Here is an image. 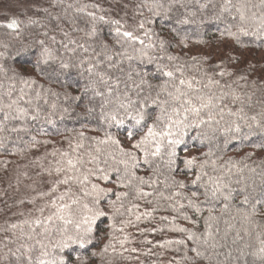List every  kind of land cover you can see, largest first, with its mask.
Wrapping results in <instances>:
<instances>
[{
	"label": "trees",
	"instance_id": "trees-1",
	"mask_svg": "<svg viewBox=\"0 0 264 264\" xmlns=\"http://www.w3.org/2000/svg\"><path fill=\"white\" fill-rule=\"evenodd\" d=\"M160 2L169 8V0ZM145 3L152 0H0V16H9L0 21V264H264L256 255L264 238V33L254 34L264 6L231 0L224 11L226 0H178L154 16ZM237 8L248 17L249 35L238 31ZM88 13L121 20L144 45L117 37L112 24L98 23L90 38ZM12 19L16 29L2 26ZM146 19L153 21L145 25L150 39L135 29ZM164 65L214 98L212 119L205 109L190 117L194 126L174 127L175 146L157 137L133 148L148 127L164 128L155 119L161 109L149 102L137 125L119 105L157 93L169 99L161 91ZM157 143L161 151L152 155ZM36 157L48 163L27 162ZM69 158L80 163L58 176ZM65 177L68 184L58 182ZM217 177L231 187L230 200L205 196ZM53 201L70 207L57 213ZM96 209L104 215L86 222Z\"/></svg>",
	"mask_w": 264,
	"mask_h": 264
},
{
	"label": "snow or ice",
	"instance_id": "snow-or-ice-1",
	"mask_svg": "<svg viewBox=\"0 0 264 264\" xmlns=\"http://www.w3.org/2000/svg\"><path fill=\"white\" fill-rule=\"evenodd\" d=\"M177 2L178 0H169V8L166 10L164 9V4L160 2V0H152V4L145 3L143 7H147L149 12H151L154 16H159L161 13V10H165V12L170 11L171 7L174 6ZM230 4H231V0H226V5L223 10L228 11L229 9L227 5H230ZM261 5L264 6V0H261ZM85 7H87V5ZM92 7L98 9L100 6L97 4H94L92 5ZM233 7H235V5H233ZM237 11L240 13L239 14L240 25H239L238 31L242 35H249V31L247 27L245 26L248 20L247 15L244 12H241L239 8H237ZM88 16L90 17L91 23H92L91 32L88 34L90 38L96 35V32H97L96 25L98 23L112 24V25H115V34L117 37L123 38L124 41L129 42L132 45H135L137 42L141 45H144V41L139 39V37L136 35V31L131 27H126L125 24L121 22V20L108 19L105 15L97 16L95 13H88ZM253 16H255V14H253ZM233 19H236V17H233ZM187 22H188L187 20L180 21V23H187ZM151 23H153L151 19L140 20L136 22L135 29L144 30L145 36H149V39H150L151 38L150 33L145 28V25L151 24ZM2 26L11 28V29H16L18 27V21L16 19H12L10 22ZM261 33H264V17L260 18V23L254 34L260 35ZM228 35L230 37H235L237 40L239 39V37L235 33L229 32ZM71 43H75V41H71ZM117 43H120L119 39L117 40ZM81 47H83V45H81ZM105 47H107V45H105ZM147 47H152V45L149 44L147 45ZM159 47L161 50L164 49L165 43L163 40L160 41ZM85 51H87V49H85ZM123 55L128 56L129 59L133 58L132 56L128 55L127 52L123 53ZM142 56H147V59L149 60V62H151L153 59V57L148 55L147 53L142 52ZM108 59H111V57H108ZM168 59L171 61L176 58L169 56ZM47 62H48L47 60L44 61V63H47ZM61 67L67 68L68 65L62 64ZM158 70L163 76L168 78V80L165 82V85L162 87L161 91L166 92L169 99L160 100L159 99L160 93H157L156 98H151L150 100L149 98H144L142 102L133 101L126 97L125 99L127 100V103L122 101L119 105L120 108L125 110L126 118L130 120H134L137 125L141 124V122L145 119L147 113L144 111V108L149 104V102L157 105L161 109V114L157 116L155 119L157 122L164 123V128L157 131L155 124L153 127H148L146 136H144L138 143H135L132 145V147L136 149H141L142 145H146L150 141L154 142L157 137H159V140L161 143L166 140L169 146H175L179 144L181 141L179 138H177V134L173 131V128L174 127L175 128H180V127L186 128V127L194 126V123L192 120H190V117L200 118L201 113L205 109L209 110L208 111L209 120L212 119L211 109L215 107L214 98L212 96L201 95L200 89L194 88L192 81L185 80L183 78L178 79L175 72L172 70H169L167 65L159 67ZM88 71L91 72L92 68H89ZM220 75L223 76L224 73L221 72ZM213 83L215 82L211 80L209 81V84H213ZM169 85L171 86V90H169ZM205 87H208V85H205ZM8 107L11 108V105H9ZM169 107H170V111H169ZM133 111L135 112V115H133ZM229 114L231 115L232 113L230 112ZM21 115H26V113H21ZM33 119H35V117H33ZM110 119L113 121H116L117 117L113 115L110 117ZM253 119L255 118L253 117ZM118 122H122V121H118ZM198 122L207 123V121L203 119H199ZM113 143H117V142L113 141ZM160 151H161L160 143H157L155 146V151L152 153V155H159ZM145 154L147 155V151H145ZM125 155H127L132 161L136 160V157L132 153H125ZM173 155H174V151H173ZM66 163L68 166L67 169H64L62 166L57 167L55 169V172L58 176L61 172L71 171V170L76 169L77 164L80 163V161L74 162L71 158H69L66 161ZM188 163L191 164L192 161H188ZM132 166L135 167L136 164L133 163ZM69 179L70 178L65 177L64 179L59 180L58 182L61 184H68ZM201 179H202V176L200 175L196 177L197 181H200ZM222 179H223L222 177H217L215 179L209 178L210 192L208 189H206L205 196L210 195L212 199H219L222 197L223 200L225 201L230 200L232 196V189L227 183L222 184L221 183ZM179 187L184 188L185 185L181 183L179 184ZM53 191H55V188L53 189ZM99 191H103V190H99ZM136 194L138 197L149 195V193H144L140 190H137ZM65 195H68V193L61 195L59 199L63 201ZM176 195H179V193H176ZM192 195L195 196L196 193H193ZM120 198L121 197L119 196L117 197L118 200ZM76 202L77 201H73V203H76ZM244 203L245 204L248 203V197H245ZM257 203H260V201H257ZM53 206L56 207L57 213H62L66 208L70 207L69 205H64L63 207H57L54 201H53ZM189 206L194 207L196 208L197 211H199V206L193 204L192 201H189ZM181 207H183V205H181ZM225 207L227 208V205H225ZM88 210L92 211V209H88ZM253 210H255V206H253ZM41 212H43V209H41ZM103 215L104 213L102 211H100L99 209H96L94 216L91 218H86V222L88 219H95V217L103 216ZM60 218H63V217H60ZM244 218L245 220H248L251 222L250 216L245 215ZM210 219H214V218L210 217ZM49 220H51V217H49ZM35 224L39 226L41 224V221L36 220ZM13 227L15 228L16 225H13ZM177 230L181 232L186 231L183 228H179ZM87 231L90 232L91 229L89 228ZM207 234L208 236L212 235L211 226H209V231ZM261 235H264V233H262ZM29 239H31V236H29ZM189 239H193V237L189 236ZM79 242L81 244V247H83L85 241L81 240ZM259 243H260V246L257 250L256 255H258L261 259H264V238H259ZM66 246L67 245H64V247ZM21 247H24V246L22 245ZM17 251H20V249H17ZM31 251H32L31 246L25 249V252L30 253ZM42 254L47 255L46 252ZM197 255H200V253L197 252ZM17 258L19 259V257ZM31 259L32 257L29 255L28 260L31 261ZM41 264H44V262L42 261Z\"/></svg>",
	"mask_w": 264,
	"mask_h": 264
},
{
	"label": "rangeland",
	"instance_id": "rangeland-1",
	"mask_svg": "<svg viewBox=\"0 0 264 264\" xmlns=\"http://www.w3.org/2000/svg\"><path fill=\"white\" fill-rule=\"evenodd\" d=\"M9 17V16H8ZM7 16H0V21L1 22H6V20L5 19H7L8 18ZM216 54V56H217V58L218 57H223V51L221 50V51H219V52H217V53H215ZM244 56H246L247 58H250L251 56H252V53H250V52H246L245 53V55ZM259 59L260 60H264V54H260L259 55ZM250 60V59H249ZM208 140H210L209 138H207ZM46 159H47V157H36V158H31L30 160H28L27 162H31V164H34V163H36V164H40V163H48L47 161H46ZM26 162L24 163V164H22V165H20V167H15L14 168V173H16V175H19L20 174V176L22 175V174H24V172L26 171ZM25 180H27V178L25 179Z\"/></svg>",
	"mask_w": 264,
	"mask_h": 264
}]
</instances>
